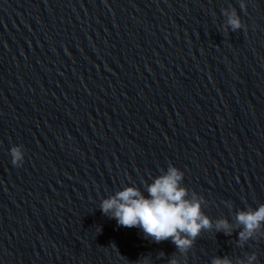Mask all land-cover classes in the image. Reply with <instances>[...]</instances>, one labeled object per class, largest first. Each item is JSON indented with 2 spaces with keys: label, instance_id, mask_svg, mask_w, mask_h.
Masks as SVG:
<instances>
[{
  "label": "water",
  "instance_id": "water-1",
  "mask_svg": "<svg viewBox=\"0 0 264 264\" xmlns=\"http://www.w3.org/2000/svg\"><path fill=\"white\" fill-rule=\"evenodd\" d=\"M169 163L211 222L184 251L99 209ZM260 204L264 0H0V264H264Z\"/></svg>",
  "mask_w": 264,
  "mask_h": 264
},
{
  "label": "clouds",
  "instance_id": "clouds-1",
  "mask_svg": "<svg viewBox=\"0 0 264 264\" xmlns=\"http://www.w3.org/2000/svg\"><path fill=\"white\" fill-rule=\"evenodd\" d=\"M245 5L242 4L241 7ZM228 24L233 28L241 27L239 18L232 13ZM10 162L19 166L23 162L22 145H11L8 149ZM183 172L169 163L160 174L143 183V191L135 184L125 185L102 198L99 209L117 225L139 228L145 237L154 241L170 239L180 251H184L201 229L210 227L209 218L201 211L202 198L195 193L189 196L188 189L182 184ZM235 219L242 230L240 239L251 235L252 231L264 222V204L254 210L238 211ZM217 229L227 230L225 219L216 221ZM252 257H249L251 261ZM136 264H148L146 258ZM167 264H178L170 259ZM212 264H229L223 258H215Z\"/></svg>",
  "mask_w": 264,
  "mask_h": 264
}]
</instances>
